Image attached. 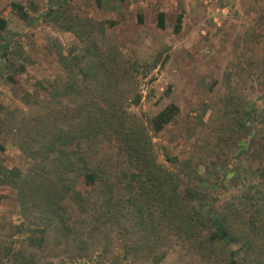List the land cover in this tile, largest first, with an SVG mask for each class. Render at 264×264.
<instances>
[{
    "label": "rangeland",
    "instance_id": "1",
    "mask_svg": "<svg viewBox=\"0 0 264 264\" xmlns=\"http://www.w3.org/2000/svg\"><path fill=\"white\" fill-rule=\"evenodd\" d=\"M62 1L0 0V17L7 21L0 30V166L25 171L32 163L11 125L32 113L28 101L35 91L43 95L42 87L55 80L64 84L57 51L86 55L90 41L103 39L102 50L117 54L121 65L126 62L122 67L132 76L126 83L129 95L140 96L130 109L148 128L164 105L178 106L168 124L151 132L158 160L223 215L235 236L232 246L222 244L225 251L217 247L210 259L173 244L159 264H228L230 249L241 264H264V151L256 142L242 151L239 140L250 142L251 134L232 132L221 110L228 90L235 103L254 101L264 109V0H67L58 9ZM11 2L22 4L27 17L21 18ZM112 3L118 5L113 13L108 11ZM50 9L58 12L45 13ZM159 11L164 28L157 26ZM178 15L181 28L174 32ZM76 16L106 22L103 34L97 25L79 28V34L64 29ZM256 219L262 224H252ZM21 221L27 222L16 191L0 185V264H15L16 258L4 253L26 244V234L17 232ZM52 236L41 264L108 259L99 254L100 243L81 257L61 236Z\"/></svg>",
    "mask_w": 264,
    "mask_h": 264
},
{
    "label": "trees",
    "instance_id": "2",
    "mask_svg": "<svg viewBox=\"0 0 264 264\" xmlns=\"http://www.w3.org/2000/svg\"><path fill=\"white\" fill-rule=\"evenodd\" d=\"M10 5L21 18L27 17L22 4ZM105 23L76 16L64 29L79 34V28L97 25L101 35ZM6 24L0 17V30ZM157 26H165L163 12L157 14ZM180 26L178 15L173 31ZM90 42L86 55L57 51L64 84L55 80L42 87L43 95L35 91L28 101L32 113L13 120L11 132L32 163L25 171L0 166V185L16 191L27 220L17 226V232L26 234V244L9 248L4 256L16 258L15 264H41L52 233L61 236L76 256H89L100 243L99 254L108 259L96 264H159L173 244L187 245L206 259L217 247L225 251L222 244L232 246L235 240L229 222L158 160L151 132L168 124L178 106L164 105L150 118L148 128L130 109L140 96L129 95L126 83L131 74L122 67L126 62L121 65L117 54L103 51V39ZM235 97L226 91L221 110L232 132L251 134L250 142L239 140L240 149L255 147L256 142L264 151V109L254 101L235 103ZM261 168L264 172V164ZM236 253L229 250L228 264H241Z\"/></svg>",
    "mask_w": 264,
    "mask_h": 264
},
{
    "label": "crops",
    "instance_id": "3",
    "mask_svg": "<svg viewBox=\"0 0 264 264\" xmlns=\"http://www.w3.org/2000/svg\"><path fill=\"white\" fill-rule=\"evenodd\" d=\"M118 9V5L116 4V3H112V4H110V5H108V11L109 12H115L116 10ZM159 12H163V11H159ZM164 13V12H163ZM158 14V13H157ZM138 17H139V15H138ZM137 17V18H138ZM138 20V19H137ZM138 22H143V17H142V15H141V19L140 20H138ZM164 23H165V20H164ZM165 27V26H164ZM180 28H181V26H180Z\"/></svg>",
    "mask_w": 264,
    "mask_h": 264
}]
</instances>
